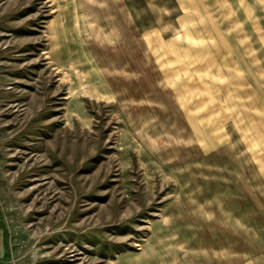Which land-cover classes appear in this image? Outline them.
<instances>
[{"label":"rangeland","instance_id":"374dc122","mask_svg":"<svg viewBox=\"0 0 264 264\" xmlns=\"http://www.w3.org/2000/svg\"><path fill=\"white\" fill-rule=\"evenodd\" d=\"M0 264H264V0H0Z\"/></svg>","mask_w":264,"mask_h":264},{"label":"trees","instance_id":"16d2710c","mask_svg":"<svg viewBox=\"0 0 264 264\" xmlns=\"http://www.w3.org/2000/svg\"><path fill=\"white\" fill-rule=\"evenodd\" d=\"M0 226H1V222H0Z\"/></svg>","mask_w":264,"mask_h":264}]
</instances>
